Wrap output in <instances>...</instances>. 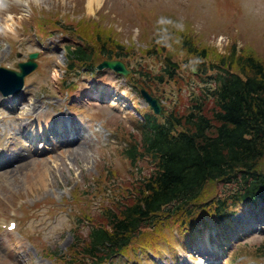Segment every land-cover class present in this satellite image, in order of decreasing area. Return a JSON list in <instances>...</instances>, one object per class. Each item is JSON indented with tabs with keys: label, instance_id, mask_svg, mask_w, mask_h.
<instances>
[{
	"label": "rangeland",
	"instance_id": "374dc122",
	"mask_svg": "<svg viewBox=\"0 0 264 264\" xmlns=\"http://www.w3.org/2000/svg\"><path fill=\"white\" fill-rule=\"evenodd\" d=\"M5 2L4 7L0 8V65L14 67L18 60L26 59L30 51L38 52V65L26 77L22 93L24 97H20V104L16 109L10 112L2 105L0 123L6 131H10L14 140L19 141L22 139L21 130L23 123L27 121V114L30 115L35 110L46 112L50 117L64 116L69 114L65 111L66 105L73 104V111L80 113V119L86 125L84 135L78 143L56 148L48 156L37 157L34 161L23 160L12 169L0 172V222L16 217L19 224L13 235L0 227V264H52L38 250L49 246L66 250L74 233L84 235V223L88 224L89 221L84 219L83 214H90L97 209L104 193H96L97 189L93 185L91 195L81 198L76 207L82 215V222L73 219L74 216L68 215L66 211L57 209V202L62 201L63 197L71 196L73 185L80 188L92 177L94 179L99 176L101 183L109 188L110 182L105 177L107 172L115 171L124 176L129 164L122 159L120 151L130 139H137L140 134L135 130L138 119L134 109L87 99L86 90L97 85L116 87L121 89L120 93L125 99L123 103L129 104L133 99L139 103L138 109L145 105L143 98L137 96L132 87L123 78H117L110 69L89 73L76 64L77 67L68 69L71 72L65 73L63 65L66 57L62 53V42L73 38L64 31L54 29L52 25L72 26V29L82 32L81 35L85 33L87 37L96 32L103 35V41L108 34L111 39L126 46L119 51L126 54L124 60H128L126 62L135 66L136 70L143 68L144 64L146 67L153 65V68H158L160 60L167 56L180 64H185V61L216 64L219 56L228 51L227 47L231 42L238 47H250L256 52V56L263 59L264 0H103L91 12L87 10V0H21L27 7L14 0ZM6 21L8 27H11L8 30L2 29ZM34 22L41 23L43 34L48 35L50 31L52 34L38 41L41 34L34 31ZM45 22L50 28L46 27ZM179 33L188 34L197 49L205 50L206 55L202 57L204 60L180 48L183 47V37ZM159 36H163L160 44H164L163 52L158 50L160 59L151 48L155 46ZM107 40L109 44L110 40ZM97 41L99 47L97 46L94 58L99 61L102 55L98 50L110 48L102 46L104 42L101 38ZM145 81L147 85L151 84L147 79ZM171 86L169 83L159 87L153 85L151 88L157 93L163 88L168 93L169 89L172 90ZM182 86L184 87L183 84ZM182 89L180 86L172 90L175 98ZM76 93H79L81 101L70 100ZM179 95L182 100L186 99L185 93ZM10 105L16 106L14 102ZM19 128L21 130L17 133ZM143 167L148 168L144 164ZM260 167H264V158ZM75 212L78 214L76 210ZM243 214L245 220L242 222L237 219L238 215L233 218L235 221L229 222V237L232 235L238 240L230 245L236 249L238 245L245 243L240 250L249 252L264 237V233L259 235L258 231L247 232L252 215ZM93 216L96 217L95 214L92 218ZM176 222H170L160 233L151 231L154 227L144 229L145 238L134 242L126 251L131 252L129 261L121 258L116 259L114 264H154L150 252L146 254L141 250L137 251L142 245L151 246L152 250L161 249L158 252L162 261L168 260L169 254H173L177 259L175 262L181 264L178 261L179 255L186 258L185 254L191 251L188 242L192 243L193 234L197 233L203 239L209 236L210 231L208 228L194 231L191 238L182 234L180 243H174L175 240L166 243L164 235L177 227ZM20 227L26 231L23 233L24 237L20 236ZM198 227L201 225H196ZM30 235L35 239L31 244L28 240ZM217 238L222 241V238ZM240 241L242 242L239 243ZM182 244L183 252L179 249ZM226 258L227 256L223 259ZM250 258L252 256H240L238 261L223 263L224 260L220 261L217 257L219 263L212 264H237L239 259H244V264H248ZM253 260L254 263L250 264H260L264 258Z\"/></svg>",
	"mask_w": 264,
	"mask_h": 264
},
{
	"label": "trees",
	"instance_id": "16d2710c",
	"mask_svg": "<svg viewBox=\"0 0 264 264\" xmlns=\"http://www.w3.org/2000/svg\"><path fill=\"white\" fill-rule=\"evenodd\" d=\"M66 27L72 33H82ZM179 35L184 50L206 55L188 34ZM81 36L92 45H77L67 55L87 65L95 61L98 38L115 54L124 47L108 34L104 41L96 32ZM162 37L156 43H162ZM228 48L216 64L208 66L211 72L205 66L199 69L197 95L189 100L181 97L173 107L165 105L161 116L143 114L144 122L135 127L140 132L138 138H133L123 153L131 164H145L144 159L149 158L152 165L146 173H139L135 184L118 191L117 196L113 193L114 205L103 209V217L99 211L83 214L91 223L84 235L73 237L66 258L102 264L145 238L144 229L154 227L151 231L160 233L177 221L179 232L194 230L205 216L214 223L224 222L238 203L264 201V167H260L264 158V58L236 43ZM98 52L107 55L106 49ZM140 70L148 81L163 80L155 70L145 66ZM162 71L179 81L180 75L168 63ZM93 214L98 218H92ZM252 248L249 252L238 250L236 255L243 252L264 257V239Z\"/></svg>",
	"mask_w": 264,
	"mask_h": 264
},
{
	"label": "water",
	"instance_id": "95a60500",
	"mask_svg": "<svg viewBox=\"0 0 264 264\" xmlns=\"http://www.w3.org/2000/svg\"><path fill=\"white\" fill-rule=\"evenodd\" d=\"M99 66H110L118 71H121L123 73H127V70L125 68V64H123L122 61H118V60H106V61H103L101 63L98 64ZM19 66H20V71L17 72V71H14V70H9L13 76L18 80L20 81L21 83V78L23 77L24 74H26L30 67H31V63L30 62H27V63H19ZM147 96V95H145ZM148 100L150 101L151 103V107L155 108V110L160 113L161 112V107L159 106V104L151 99L149 96H147Z\"/></svg>",
	"mask_w": 264,
	"mask_h": 264
},
{
	"label": "bare ground",
	"instance_id": "6f19581e",
	"mask_svg": "<svg viewBox=\"0 0 264 264\" xmlns=\"http://www.w3.org/2000/svg\"><path fill=\"white\" fill-rule=\"evenodd\" d=\"M102 1L103 0H87V10L88 11H92V8L95 6V5H100L101 3H102ZM7 6V5H6ZM2 7H4V6H2ZM1 7V8H2ZM10 16V15H9ZM11 17V16H10ZM12 18V17H11ZM11 18H9L10 20H11ZM7 21H6V23H4V25H2V29H9V28H11V27H8V25H7ZM4 31V30H3ZM5 32V31H4ZM41 115V112H39V113H37L36 114V116H40ZM51 121V120H50ZM48 119L46 120V125H48V124H50L49 122H50ZM29 136H30V138H33L34 137V135H32V134H28ZM41 174V173H40ZM42 175V174H41Z\"/></svg>",
	"mask_w": 264,
	"mask_h": 264
}]
</instances>
